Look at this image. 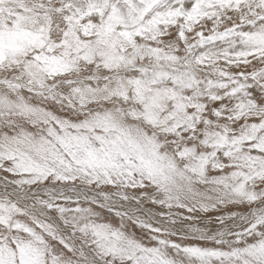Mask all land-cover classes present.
<instances>
[{
  "label": "snow or ice",
  "instance_id": "obj_1",
  "mask_svg": "<svg viewBox=\"0 0 264 264\" xmlns=\"http://www.w3.org/2000/svg\"><path fill=\"white\" fill-rule=\"evenodd\" d=\"M0 264H264V0H0Z\"/></svg>",
  "mask_w": 264,
  "mask_h": 264
}]
</instances>
